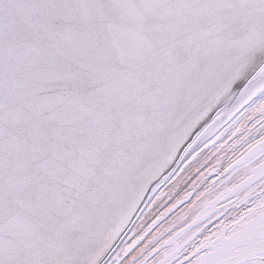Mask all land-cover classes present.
I'll list each match as a JSON object with an SVG mask.
<instances>
[{"label":"snow or ice","instance_id":"snow-or-ice-1","mask_svg":"<svg viewBox=\"0 0 264 264\" xmlns=\"http://www.w3.org/2000/svg\"><path fill=\"white\" fill-rule=\"evenodd\" d=\"M0 264H264V0H0Z\"/></svg>","mask_w":264,"mask_h":264}]
</instances>
